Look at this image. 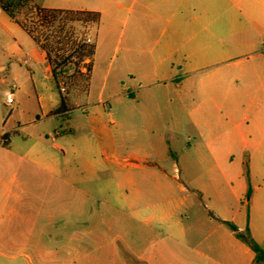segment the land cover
<instances>
[{"label": "rangeland", "instance_id": "374dc122", "mask_svg": "<svg viewBox=\"0 0 264 264\" xmlns=\"http://www.w3.org/2000/svg\"><path fill=\"white\" fill-rule=\"evenodd\" d=\"M1 1L0 36L17 38L25 46L26 58L21 67L15 61L11 65L6 62L7 70H0V264L134 262L131 249L142 245L135 242L136 230L129 214L139 197L138 186L133 182L143 180L145 173L128 169L127 158L148 154L151 162L162 164L169 174L183 178L181 170L186 158L193 161L198 156L182 151L194 143L195 135L190 126L180 130L176 123L177 119L189 121L187 111L176 104L180 96L189 103L197 102L198 86L226 65L238 74L246 68L264 70L261 28L219 42L220 48L229 50L225 57L228 62L224 64L207 67L214 60H189L191 67L173 69L171 64H185L188 60L182 55H171V49L194 36H207L205 26L226 33L232 23L245 24L249 12L243 5L259 6L260 0H210L211 6L190 7L183 13V21L172 22L163 0H33L41 7L95 10L101 14L98 28L74 25L78 35L85 34L99 45L95 57L98 74L89 88L76 75L75 66H69L63 78L66 92L62 94L55 83L47 82L48 92L57 97L63 95L68 116L45 117L43 122L25 126L17 134L11 132V146L2 135L12 127L5 92L13 91L18 97L21 84L39 73L31 60L36 44L21 28V34L5 31L3 26L11 19L2 10ZM237 3L242 7H236ZM149 5L152 11L146 9ZM19 18L28 23L37 21L27 8ZM12 24L16 26L14 21ZM133 39L137 43L132 44ZM145 57L149 59L146 65ZM160 61L163 66H159ZM88 64L89 61L80 64L79 73H87ZM119 68H123V76L115 82ZM107 70L111 71L109 81L114 86H103ZM133 75L136 80H131ZM28 101L34 104L32 97ZM32 116V112L28 113L23 120ZM58 131L62 134L57 135ZM25 136L30 138L29 147L53 155L56 172L33 168L27 161H15L18 158L10 147H24ZM161 138L172 147L160 152ZM239 165L243 166L240 161ZM147 174L159 179L154 170ZM148 192L147 185L141 188L140 195L147 199ZM147 205L145 200L141 207L145 209ZM178 212L184 213L185 209ZM122 214L123 220L116 219ZM231 216L230 224L239 231L237 224L247 221L244 213L233 212ZM235 253L241 262L240 253Z\"/></svg>", "mask_w": 264, "mask_h": 264}, {"label": "crops", "instance_id": "0c3cea01", "mask_svg": "<svg viewBox=\"0 0 264 264\" xmlns=\"http://www.w3.org/2000/svg\"><path fill=\"white\" fill-rule=\"evenodd\" d=\"M209 1L162 2L171 14L169 22H172L183 21V13L190 7L211 6ZM243 6L245 11L251 13H248L249 16L247 14L245 24L232 23L226 27V33L220 32V28L209 29L205 26L207 36H194L171 49V55H182L188 60L185 64L173 63L172 68H189V60H214L207 67L214 63H227L225 57L229 55V50L220 48L217 45L219 42L225 37L236 38L247 35L248 32L251 34L250 30L257 32L258 28L264 31V0L259 1V6ZM236 7L242 6L237 3ZM146 9L153 10L150 5ZM7 16L10 18L8 14ZM10 19L3 26L5 31L21 34L18 28L22 27ZM143 41L146 43L147 39ZM33 42L36 44L34 40ZM132 42L137 43L134 39ZM95 45L97 57L100 48L98 44ZM32 52L31 60L39 75L31 76L28 81L23 82L14 104L8 105L12 127L3 131L2 135L6 137L9 146L14 142L10 137L11 132L17 134L25 126L43 122L45 117L52 119L60 115L68 116L69 112L66 103L65 106L62 104L63 95L57 97L48 92L47 82H55L46 53L38 44ZM95 57L92 60L89 88H92L98 74ZM24 58L25 46L17 38L0 36L1 71H6L7 63L11 65L14 61L21 67ZM144 63H149L148 57H145ZM163 65L164 62L160 61L159 66ZM119 69L115 82H119L123 76V68ZM31 73L35 72L31 70ZM110 74L111 71L107 70L104 87L115 85L109 81ZM136 78L133 75L131 80ZM196 93L197 102L189 103L180 96L176 103L189 114L188 122L183 123L184 119H177V125L180 130L190 126L195 135L194 143L185 146L182 151L186 155L192 152L198 156L193 161L186 158L181 170L184 172L183 178L169 174L166 166L151 162L148 154L130 156L126 160L128 169L144 172L145 177L133 182L134 186H138L139 197L133 202L132 212L129 214L136 230L135 242H140L142 246L131 249L134 262L124 261L123 264H254V251L230 227L233 212L244 213L247 219L244 224H237L239 231L242 233L249 230L253 239L264 248V70L246 68L240 69L238 74L235 68L226 65L203 80ZM30 97L34 101L32 105V101H28ZM190 107L192 110L189 111ZM31 112L33 116L23 120V116ZM21 121L26 122L21 125ZM61 134L57 132V135ZM29 139V136L23 138L25 146L21 149L10 147L11 153L18 158L15 161H27L33 168L56 172L58 166L53 155L29 147ZM160 140V152L172 147L164 138ZM151 170L159 174V179H152L147 174ZM147 185L149 195L145 199L140 194L141 188ZM142 200L148 202L145 209L141 207ZM180 209H185V212L179 213ZM205 209L207 211L203 212ZM118 216L120 217L116 219H124V214ZM140 226L142 227L139 228ZM117 237L123 238L122 235ZM236 251L240 253L241 262L236 257Z\"/></svg>", "mask_w": 264, "mask_h": 264}, {"label": "trees", "instance_id": "16d2710c", "mask_svg": "<svg viewBox=\"0 0 264 264\" xmlns=\"http://www.w3.org/2000/svg\"><path fill=\"white\" fill-rule=\"evenodd\" d=\"M1 8L15 20L46 53L52 68L54 82L58 88L63 85L64 74L69 66H75V73L90 86L92 60L96 54L95 43H88L85 34L78 35L75 24L83 27H99L101 14L84 10L47 9L33 3V0H2ZM27 8L35 14L37 21L28 23L19 18ZM89 61L87 73H79L78 66ZM65 106V99L62 98ZM65 108V107H64ZM236 236L246 243L255 253L254 264H264V248L256 242L250 232L241 233L230 224Z\"/></svg>", "mask_w": 264, "mask_h": 264}, {"label": "built area", "instance_id": "2783aa9c", "mask_svg": "<svg viewBox=\"0 0 264 264\" xmlns=\"http://www.w3.org/2000/svg\"><path fill=\"white\" fill-rule=\"evenodd\" d=\"M87 42L88 43H93V40L91 38H88L87 39ZM60 90L62 93H65L66 92V89L63 85H61L60 87ZM14 101H15V94L13 91H8L6 94H5V102L7 105H13L14 104Z\"/></svg>", "mask_w": 264, "mask_h": 264}]
</instances>
